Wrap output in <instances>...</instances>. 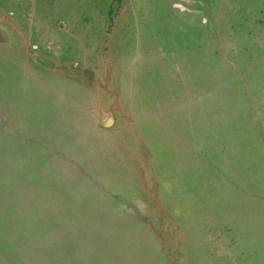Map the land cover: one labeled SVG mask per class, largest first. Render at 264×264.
Listing matches in <instances>:
<instances>
[{
  "label": "rangeland",
  "instance_id": "1",
  "mask_svg": "<svg viewBox=\"0 0 264 264\" xmlns=\"http://www.w3.org/2000/svg\"><path fill=\"white\" fill-rule=\"evenodd\" d=\"M154 1L67 108L3 98L0 264H264V0Z\"/></svg>",
  "mask_w": 264,
  "mask_h": 264
},
{
  "label": "crops",
  "instance_id": "2",
  "mask_svg": "<svg viewBox=\"0 0 264 264\" xmlns=\"http://www.w3.org/2000/svg\"><path fill=\"white\" fill-rule=\"evenodd\" d=\"M169 1L161 4L166 11ZM154 4V0H0V105L9 103L3 100L6 96H17L16 103L24 104L27 91L33 90V85L35 92L38 85L37 73L50 71L58 84L53 85L54 90L44 91L55 97L57 92L67 108L72 103L67 91L74 90V85L87 90L89 79L99 80L101 72L105 77L110 68L114 73L115 65H120L122 30L135 32L137 27L121 24L122 11H156ZM90 66L98 70L88 75L84 70ZM4 72H9L7 77L12 74L11 85L16 77L17 92L7 91ZM96 85L98 91L89 89V93L97 105L105 97L110 108L120 103L119 90L113 93L103 83ZM34 92L29 94L38 109L44 105L42 95L46 93Z\"/></svg>",
  "mask_w": 264,
  "mask_h": 264
}]
</instances>
